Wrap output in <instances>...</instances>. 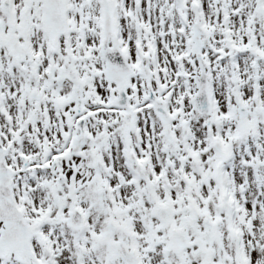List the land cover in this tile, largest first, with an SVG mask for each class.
<instances>
[{
	"label": "snow or ice",
	"instance_id": "1",
	"mask_svg": "<svg viewBox=\"0 0 264 264\" xmlns=\"http://www.w3.org/2000/svg\"><path fill=\"white\" fill-rule=\"evenodd\" d=\"M0 264H264V0H0Z\"/></svg>",
	"mask_w": 264,
	"mask_h": 264
}]
</instances>
